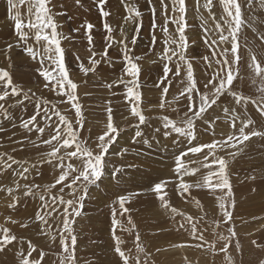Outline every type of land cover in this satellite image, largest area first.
<instances>
[{"label":"rangeland","instance_id":"obj_1","mask_svg":"<svg viewBox=\"0 0 264 264\" xmlns=\"http://www.w3.org/2000/svg\"><path fill=\"white\" fill-rule=\"evenodd\" d=\"M81 1L87 3V0H79V4L76 0H50L48 5L58 25L57 31L61 37H64L61 39V47L64 49L69 77L78 84L77 96L82 106L84 121L78 133L80 139L86 141L87 145L95 150L97 138L106 130L107 109L111 107L112 120L118 126L120 135L105 157L102 177L87 186L80 215L74 217L72 228L77 238L76 264H123L114 251L112 209L116 207L119 213L116 203L118 197L128 194H133L131 195L133 198L130 196L129 202L125 205L130 212L122 216L117 214L116 219L120 223L115 226V235L120 236L122 250L130 254V257L139 255L147 264H229L227 257L230 256L233 264H261L264 261V137H252L243 145H237L235 149L218 151L217 155L223 156L228 161L231 198L227 189L202 187L204 191L199 199V196L195 195L194 180L199 181L207 174L208 169L200 166L204 162L203 154L189 153L185 157L186 165L190 168H199V172L183 177L184 181L192 184L193 187L189 191L190 194L180 195L177 187L180 174L175 170V157L181 150H186L190 141L186 136L165 129L163 121L159 119L168 116L178 123L185 119L188 100L179 94L184 89L180 81L183 80L184 84H187L186 61H191L197 87L201 91L206 90L204 85L218 67L212 58V49L208 47L213 39H218V32L211 15L208 18L209 10L203 6L206 0H199V6L196 0H185L184 19L187 21L185 34L188 38L186 61L180 62L179 76L173 75L174 63L168 64L173 68V72L168 73L170 85L167 81L161 83L165 75L163 69L166 62L159 57L164 48L163 41L167 37L161 31L164 18L161 15L159 0H152L156 8L155 28L153 14L150 11L152 5H149L147 0H106L104 11L110 13L107 18L101 15L97 0H93L94 3L88 0L87 4H91L92 11L90 7L84 8ZM166 2L170 4V0ZM212 2V12L216 14L217 19H222L224 13L220 0H212ZM239 2L247 24L239 33L241 60L239 76L233 82V90L259 101L258 81L256 84L253 83V74L247 65L250 55L254 53L264 66V41L259 38L264 35V0H252L251 7L248 5V0H239ZM126 5L136 6L141 11L142 17L139 18L138 24L125 23V17L129 15ZM170 9L171 5L169 15H172ZM21 14L26 19V6L21 7ZM87 22L93 25L91 45L87 39L88 30L82 27L88 24ZM105 22L112 28V41L107 39L108 33L103 27ZM136 27L139 28L138 33L134 32ZM176 27L174 23H168L169 37L178 36L175 32ZM121 28L124 30L123 34ZM205 29L208 31L205 32ZM48 31L50 32V29ZM153 34L156 38L154 46ZM125 36L128 54L141 57L136 61L140 66L138 81L139 91L142 94L139 107L148 119L139 126L136 119L130 115V102L125 98V85L116 84L111 89L106 86L118 81L124 74L125 49L119 42L124 40ZM133 37H135L134 44L131 42ZM206 37L208 43H205ZM17 41L18 35L14 21L9 18L6 0H0V68L8 70L13 83L18 88H22L28 96V99H25L22 93L19 97L10 96L5 101H0L7 110L6 114L0 112V155H11L20 162L13 163L10 169L0 172V188L14 187L17 181L21 185L20 190L14 191L12 195L0 191V228H8L17 236L16 241L0 251V264H20L21 252L27 256L31 251L28 241H31L37 249L36 252H32L30 259H38L40 264H59L63 253L59 237V233L62 232L61 217L53 215L48 219L47 226L36 219L43 204L39 198L40 194L44 193L47 202H52L51 195L46 192V186L50 185L59 174V167L55 161L46 162L47 157L44 154L50 151V147L41 143V140L47 139L52 132V129L45 124L44 109H51L48 115L51 116L50 123L53 126L58 123V117L52 114L53 111H59L67 116L73 121L74 127L78 118L74 115L75 108L71 107L66 97L54 90V86L44 87L46 81L37 71L41 68L40 63L37 59H32L24 50L26 45L23 42L18 44ZM9 44L12 45L10 50ZM108 44L111 46L108 47ZM27 46H32L43 55L44 45L35 42L33 33H29ZM90 49L94 51L95 58L100 63L95 73L85 76L80 71L79 64L83 62L88 66ZM105 51L107 56L104 55ZM216 51L219 53L221 49L216 48ZM204 56H208L209 60L205 61ZM220 58L217 55L216 59ZM124 79L127 82L132 78L125 75ZM165 86L169 87V91L164 98L165 107L161 109L159 104L162 99V88ZM4 87L5 85L0 82V89ZM223 107L230 109L235 107V113L225 114L222 111ZM38 108L40 115L37 117V124L45 127L43 136L35 131L34 125L30 126L31 131L22 126L24 121L36 114ZM237 113L239 114L236 119L237 128L241 121L248 118L254 123L249 125L246 131H264V116H261L257 106L251 103L247 106L235 105L234 98L226 93L203 117L196 119L197 140L191 143H210L213 139H221L229 134L238 135V132L231 128V118ZM137 131L142 135L136 136ZM125 149L127 151H124ZM121 152L123 155L118 154ZM230 152H235V156L229 155ZM32 165L36 167L32 168ZM23 167L31 169L27 179H20L16 175ZM212 167L213 170L218 169V165ZM215 179L214 177L213 183ZM161 181L166 182L161 194L166 192L169 194V190L177 191L181 204L169 200L167 196L166 199L171 207L194 218L193 222L198 223L197 235L202 233L204 240H198L193 236L190 225L182 216L173 214L169 208L162 206L159 197L153 191L155 184ZM25 184L40 185L39 189H33L36 192L35 196H24ZM58 188L59 186L52 189L51 194L58 195ZM211 195L215 197L212 198L215 203L211 202L212 205L209 204L212 200L209 198ZM14 196L18 197V202L15 207L10 208L8 205L13 203ZM64 197L70 198L68 189H65ZM221 197L228 205V210L232 212L231 220H227L219 208ZM147 200L149 202H146ZM192 200L199 201L200 206L198 207ZM233 200L234 207L231 204ZM129 215L135 227L131 231H122L121 228L131 227L127 219ZM217 221L220 222L219 226ZM181 223L184 227H180ZM22 224H26L27 227H21ZM41 229L47 234H41ZM232 229L235 230V236L231 235ZM137 234L140 237L139 243L144 248L142 253L136 251ZM53 236L56 237L55 240L52 239ZM221 236L230 240L227 253L219 251L225 244V241L220 239ZM253 241H256V244H253ZM213 242L215 247H209ZM198 244L202 246L197 247ZM41 251L44 253L43 259H40Z\"/></svg>","mask_w":264,"mask_h":264},{"label":"snow or ice","instance_id":"obj_2","mask_svg":"<svg viewBox=\"0 0 264 264\" xmlns=\"http://www.w3.org/2000/svg\"><path fill=\"white\" fill-rule=\"evenodd\" d=\"M7 10L9 18L14 21L15 31L18 35V41L23 42L26 46L24 50L31 56L32 59H37L41 65L37 71L44 78L46 83L44 84L45 88L54 86L59 94H62L63 97L67 98V101L70 103L71 107L75 108V116L78 118L76 120V126L74 127L73 121L69 120L67 116L61 114L59 111H53V115L58 117V123L53 126L51 122V116L48 115V112L51 109H44V121L45 124L52 129L51 134L47 139H42L41 143L50 147V151L46 155V162L51 163L56 162V165L59 167V174L54 178V181L46 186V192L48 195H51L52 202L49 203L46 200L44 193H41L39 198L43 202L41 211L37 213L36 219L40 221L43 225H48V219L53 215L61 217V226L62 232L59 233L61 245H62V257L59 261V264H76L75 258V245L77 243V238L74 234V229L72 224L75 222L74 217L80 215V207L82 206L83 196L86 195L87 186L93 184L96 181L100 180L103 175L105 167V157L116 140L120 135V131L117 125L113 123L112 120V109L108 107V123L106 130L97 138L96 148L93 150L87 145L86 141L80 139L78 129L83 127L82 119V106L79 103V98L77 96L78 84L74 82L69 77V72L65 64L64 49L61 47V34L57 31L58 25L56 24L51 9L48 7L50 0H6ZM76 3L79 4V0H76ZM106 0H97V4L101 15L108 17L109 12L104 11V5ZM149 5H152L150 11L153 14V27L155 28V5L152 4V0H147ZM161 6V15L164 18V24L161 26V31L166 35V39L163 41L164 48L160 53V59L164 60V79L161 83L167 81V84L170 85L171 81L168 79V73L173 72V68L168 66L169 63H174L175 71L173 72L174 76L180 75L181 64L180 62L186 61V51L188 46V38L185 34V29L187 27V21L184 19L186 13L185 0H170V4L166 0H159ZM197 5L199 6V0H196ZM252 0H248V5L251 7ZM220 4L223 8V17L222 19H217L216 14L212 12L213 2L212 0H206L203 5L206 9L209 10V13L214 21L215 29L218 32V39H213L208 47L212 49V58L218 66L217 69L213 72L208 82L204 85L205 91H201L197 87V81L194 77L193 66L191 61L187 62V84H184V81L181 80L180 83L184 85L183 91L179 94L181 97H184L188 100V110L184 113L185 119L180 121L172 120L168 116L159 117L163 121V126L165 129H171L176 133H179L183 136L189 138V146L186 150H181L179 155L175 157L176 160V173L179 175V194L184 195L189 193L190 189L193 187L192 184H189L184 181L183 177L189 175H195L199 172L197 167H188L185 163V157L188 154H203L204 162L200 165L203 168L208 169L207 174L203 175L202 179L195 183V187H209L212 189H227L228 196L231 198V184L228 176V161L223 157L217 155L218 151H224L225 149H235L237 145H243L245 141H248L252 137H264V131L249 130L246 129L249 125H253L251 119L245 118L241 121L240 126L237 128L236 119L238 113L233 115L231 118V128L235 129L238 132V135L229 134L221 139H213L210 143H200L193 144L191 142L197 140L196 130H195V121L198 118L203 117V115L211 109L222 96L226 93L230 94L234 98L235 105L247 106L248 103L256 105L261 116H264V66L261 62L257 60V57L254 53L250 55V61L248 62V68L252 71L253 74V83L256 84L258 81L257 91L260 93V100H256L251 96H245L241 92L233 90V82L239 76V63L241 60V55L239 53V33L241 28L247 24V21L244 19L242 6L239 0H220ZM171 5V13L169 15V7ZM27 7V16H22L21 7ZM128 16L125 17V23L133 22L138 24L139 18L142 17V13L136 6H127ZM169 22L174 23L177 27L175 32L178 33V36L175 38L168 36L167 25ZM82 27H86L88 30V42L91 45L93 37L91 35V29L93 25L88 23ZM104 29L107 31V39L109 41L113 40L111 36L112 28L105 22L103 25ZM27 29V30H26ZM50 29V32L48 31ZM79 31V29H76ZM123 28L121 32L123 34ZM139 28H134V32L138 33ZM208 30L205 29V32ZM227 32V35H225ZM29 33L34 34L35 42L37 44L43 43V55H40L38 50H34L32 46H27V41L29 39ZM261 41H264V35L259 37ZM127 37H124V40L120 41L125 49L124 60L126 61V68L124 69V74L119 78L118 81L109 83L106 86L108 88L114 87L116 84H124L126 87V99L130 102V115L136 119L137 126L142 125L148 119L143 110L139 107L141 102L142 94L139 91V81L138 76L140 73V66L136 62L141 59V57H133L128 54V44L125 42ZM153 46L155 45V34H153ZM135 43V37L132 41ZM205 43H208L207 37L205 38ZM171 45V46H170ZM108 47L111 44L107 45ZM174 46V47H173ZM220 48L221 51L218 53L216 48ZM9 50L12 48V45H8ZM107 56V51L104 53ZM217 55L221 58L216 59ZM231 57V58H230ZM175 58V62H174ZM10 59V57H9ZM205 61L209 60L208 56H204ZM89 64L85 66L83 62H80L79 69L80 71L87 76L89 73H95L97 65L100 63L99 60L95 58V53L90 49V55L88 57ZM47 65V66H45ZM54 66V68H53ZM211 65L209 64V67ZM131 77L129 81H125L124 76ZM0 82H2L5 87L0 89V101H5L6 98L10 96L19 97L22 93L24 98L28 99L27 93H24L22 88H18L12 80L10 72L4 68H0ZM159 86V85H157ZM10 89V91H9ZM29 91H31L29 89ZM169 91V87L165 86L162 88V99L159 104V108L163 109L165 107V97ZM186 94V95H185ZM111 102L109 101V104ZM222 111L225 114L230 112L235 113V107H223ZM0 112L6 114L7 110L4 108L3 104L0 103ZM191 113V115H189ZM40 115V109H37L36 114L32 115L28 120L22 123V126L29 131L32 130L30 126H35V131L43 136L45 133V127L37 124V117ZM218 119V117H217ZM159 129H157L158 131ZM168 134V133H166ZM142 133L137 131L136 136H141ZM39 138V137H38ZM38 146V145H37ZM206 150V151H205ZM124 151H127L125 149ZM123 155V152L118 153ZM235 152H230L229 155L235 156ZM209 157L211 160L209 161ZM13 163H20L16 161L11 155H0V172L7 171L12 167ZM27 163V162H25ZM78 165V166H77ZM213 165H218L217 170H213ZM32 168H35L36 165H32ZM29 167H23L21 171L17 172L16 175L20 179H27V174L30 172ZM117 171H119L117 169ZM215 183H213V178ZM255 179V177H252ZM166 182L161 181L156 183L153 191L159 197L161 204L165 208H169L173 214H177L183 217L184 221L188 223L191 227V231L194 237L198 240H204L203 234L198 233L197 224L194 221V218L191 215H185L182 212H179L176 208L171 207L169 201L166 199V193L161 194L163 188L165 187ZM57 189L58 195H52L51 190ZM21 185L17 181L14 184V187L0 188V191H5L7 194L12 195L14 191H19ZM24 196H35V189H39L40 185H28L25 184ZM65 189H68V195L70 198L65 199L64 192ZM79 193V195H78ZM121 195L118 197L117 204L119 207V213L116 207H113V234L115 237V247L114 251L118 254L120 259L123 261V264H147L146 261H142L140 256L130 257V254H126L122 250V240L120 236L115 235V226L119 225V221L116 219L117 214L123 215L124 213H129L130 209L125 207L126 203L129 202L130 196ZM18 202V197H13V203L9 204L8 207H15ZM234 200L231 201L232 207H234ZM197 206L199 207V201H196ZM219 208L223 211V216L227 220L232 219V212L228 210V205L225 203L224 198H220ZM11 219V218H9ZM130 228L124 229L122 231H131L135 227L131 220V216L127 217ZM12 223H17V221H12ZM219 226V221L216 222ZM21 227H27L26 224H22ZM180 227H184V224L181 223ZM41 234H47L41 229ZM231 235L235 236V230H231ZM53 240L56 239L55 236L52 237ZM220 239L225 241L224 246H222L219 251L227 253L228 244L230 243L229 238L221 236ZM17 240V236L12 234L11 230L8 228H0V251H3L7 245L12 244L13 241ZM136 251L138 253L144 252V248L139 243L140 237L139 234L136 235ZM253 244H256V241H253ZM30 252L27 253V256L21 252L20 264H40L38 259H30L32 252H36V246L28 241ZM202 245H197L200 247ZM209 247H215V242L209 245ZM44 253L40 252V259H43ZM229 264H233L231 257H227ZM264 264V261L261 262Z\"/></svg>","mask_w":264,"mask_h":264},{"label":"bare ground","instance_id":"obj_3","mask_svg":"<svg viewBox=\"0 0 264 264\" xmlns=\"http://www.w3.org/2000/svg\"><path fill=\"white\" fill-rule=\"evenodd\" d=\"M93 3H94V1L93 0H91ZM81 2H83V1H81ZM91 2V3H92ZM126 2V1H125ZM87 3H89L88 2V0H87ZM87 3H85V2H83L81 5H83L84 6V8H86L87 9V7H90V9H91V4L89 5V4H87ZM92 3V4H93ZM87 4V5H86ZM194 4V3H193ZM94 6V5H93ZM89 11V10H88ZM90 11H92V9L90 10ZM88 13V12H87ZM206 15V14H205ZM90 16V15H89ZM209 16H210V14L208 15V18H209ZM91 17V16H90ZM211 17V16H210ZM107 18V17H106ZM87 19H89V18H87ZM211 19V18H210ZM106 20V19H105ZM191 20V19H190ZM90 22V21H89ZM88 23V22H87ZM91 23H92V21H91ZM94 23V22H93ZM98 23H100V22H98ZM97 24V23H96ZM95 26V25H94ZM209 27H210V25H209ZM212 28V27H211ZM93 29V28H92ZM219 116V115H218ZM219 118H222L221 116H219ZM201 135V134H200ZM149 149V148H148ZM151 149V148H150ZM249 174V173H248ZM246 176V175H245ZM242 180V179H241ZM195 182H197L196 180H194ZM244 181V180H243ZM190 183H192V182H190ZM239 183V182H238ZM237 183V184H238ZM11 185V184H10ZM238 186V185H237ZM136 189H138V188H136ZM172 189H174V188H172ZM150 191V190H149ZM203 189H202V187L201 188H195V195H198L199 196V199L201 198V195H202V193H203ZM167 193V192H166ZM147 194V193H146ZM189 194H190V192H189ZM169 195V196H168ZM167 198L169 199V200H171V201H173V202H179L180 204L182 203L181 201H179V200H181V198H180V196L178 195V193H177V191L176 190H169V194L167 193ZM194 196V195H193ZM132 197V196H131ZM133 198V197H132ZM149 198V197H148ZM152 198V197H151ZM154 198V197H153ZM209 198H215V197H213L212 195H211V197L209 196ZM138 199V198H137ZM141 199H142V197H141ZM153 200V199H152ZM194 200H195V198H194ZM193 201V200H192ZM197 201V200H196ZM196 201H193V202H196ZM145 202V201H144ZM146 202H149L148 200L146 201ZM211 202H213L214 203V199H212V200H210V203L209 204H213V203H211ZM142 204V203H141ZM145 204V203H144ZM184 204H186V203H184ZM215 204V203H214ZM138 205V204H137ZM217 205V204H216ZM3 207V206H2ZM108 209H106V211H107ZM190 211V210H189ZM128 214V213H127ZM201 214V212L199 213V215ZM236 215V214H235ZM239 216V215H238ZM196 218V217H195ZM197 221V220H196ZM198 222V221H197ZM198 224V223H197ZM260 225V224H259ZM244 226V225H243ZM240 229V228H239ZM238 229V230H239ZM264 236V235H263ZM262 238V237H261ZM260 238V239H261ZM263 241V240H262ZM253 249H254V247H253ZM261 261V260H260Z\"/></svg>","mask_w":264,"mask_h":264}]
</instances>
